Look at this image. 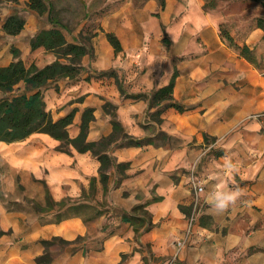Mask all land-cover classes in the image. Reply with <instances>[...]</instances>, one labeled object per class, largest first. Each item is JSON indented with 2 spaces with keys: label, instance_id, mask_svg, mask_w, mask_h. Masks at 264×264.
<instances>
[{
  "label": "crops",
  "instance_id": "1",
  "mask_svg": "<svg viewBox=\"0 0 264 264\" xmlns=\"http://www.w3.org/2000/svg\"><path fill=\"white\" fill-rule=\"evenodd\" d=\"M28 1L14 3L0 21V31L9 36L0 66L14 60L13 46L26 63L38 64L41 54H49L44 47L33 50L30 42L54 25L48 12L39 14ZM15 13L23 15L25 26L9 35L3 24ZM259 18L264 5L253 0L112 3L92 37V55L82 59L86 69L77 81L67 80V113L77 109L69 133L78 135L82 113L91 107L95 119L88 139L110 135L113 124L104 107L110 102L130 135L152 136L147 114L155 108L129 94L168 84L176 70L173 95L185 110L164 109L159 125L176 142L114 145L110 154L126 165H112L104 184L101 161L92 152L59 150L60 140L48 133L0 140V264H169L173 259L171 264H264V27ZM221 27L237 44L247 45L253 59L233 48ZM61 28L69 42L79 41L81 28L69 35ZM106 33L117 36L121 50ZM112 69L115 76L107 73ZM43 94L50 97L52 89L46 86ZM67 113L61 109L58 118ZM193 179L204 185L203 192L195 190ZM219 190L241 193L223 213L208 202ZM48 192L57 202L53 207L47 206ZM146 202L153 226L137 232L123 214ZM55 237L68 243L47 248L43 241ZM46 251L50 259L39 262Z\"/></svg>",
  "mask_w": 264,
  "mask_h": 264
},
{
  "label": "trees",
  "instance_id": "2",
  "mask_svg": "<svg viewBox=\"0 0 264 264\" xmlns=\"http://www.w3.org/2000/svg\"><path fill=\"white\" fill-rule=\"evenodd\" d=\"M0 1L14 2L16 0ZM260 1L264 3V0ZM160 4L164 6L165 0H160ZM27 5L39 14L48 12L50 21L54 25L50 29H42L31 38L32 49L44 47L47 51L55 53L57 58L51 63L39 67L35 62L27 64L22 59L20 49L12 47L14 60L7 66H0V92L3 93L0 97V140L13 142L22 140L34 132L48 133L60 140L59 150L71 153L72 148H75L80 152H92L101 161V181L106 184L109 176L108 170L112 165L116 167L126 165L117 163L115 158L110 154V150L114 145L158 144L152 140V136L137 138L130 135L118 119L115 105L110 102H106L104 107L111 115L113 131L110 135L104 136L99 140L88 139L90 123L95 119L94 108L87 107L83 111L80 132L74 137L70 135L69 127L74 122L77 109H72L65 116L58 119L53 117L52 113L47 109L43 89L50 81L80 78L86 69L82 64L83 57L92 55L93 53L92 40L91 43L80 39L77 43L69 42L61 28H65V26L53 18L51 14L52 5L46 0H29ZM258 24L264 27V18H259ZM24 26L25 19L15 13L6 18L3 29L9 35H17L23 30ZM220 31L221 36L233 48L245 57L253 59V52L247 45L241 46L237 44L226 29L221 27ZM95 35L96 33L93 36ZM106 35L117 51L122 49L121 43L115 34L106 33ZM61 58H66L68 61L63 62L60 60ZM107 73L116 75L114 69ZM177 74L178 71L175 70L168 84L152 92L129 94L133 98L148 100L149 108H155V110L149 111L147 114L150 124L159 122L158 119H161L162 112L168 107H175L179 111L185 110V107L176 101L173 95ZM20 83L25 84V93H15L17 88H20ZM29 90H33L34 92L28 95ZM155 199L157 198L155 197ZM56 204L57 202L53 200L48 192L47 206L53 207ZM147 205L148 202L140 203L130 212L123 214V220L133 224L137 232L143 226H145L146 230H149L153 226ZM182 209L189 213L187 208L182 207ZM56 242L68 243V241L58 237L43 241L47 248ZM49 259L50 254L48 251L37 258L39 262H46Z\"/></svg>",
  "mask_w": 264,
  "mask_h": 264
},
{
  "label": "rangeland",
  "instance_id": "3",
  "mask_svg": "<svg viewBox=\"0 0 264 264\" xmlns=\"http://www.w3.org/2000/svg\"><path fill=\"white\" fill-rule=\"evenodd\" d=\"M52 5V16L60 24L65 25L67 30L65 32L69 35L73 31H80L77 33L80 40L91 43L93 35L101 29L100 17L104 11L109 9L112 3L117 4L122 0H49ZM136 4L143 3L144 0H134ZM262 3L260 0H253ZM19 0L14 2L11 1H0V21L3 20L8 9L13 8L14 3H18ZM264 5V3H262ZM25 14V13H24ZM23 17V15H20ZM24 18V17H23ZM48 19V17H46ZM1 30V29H0ZM9 36L3 35L0 31V50L3 49L4 45H7V38ZM12 51V50H11ZM36 51L35 54H37ZM57 58V55L53 52L49 54L44 53L40 55L39 67L45 64L51 63ZM63 62H67L66 58L60 59ZM30 64V60L27 62ZM79 78L75 79H60L50 81L46 86L52 89V95L50 97L45 96L47 109L50 110L54 118H58V113L63 109L67 113V80L69 82H75ZM69 84V83H68ZM26 90L24 85L17 88L15 93H25ZM3 93L0 92V97ZM11 96V94H9ZM81 98H78L79 100ZM63 114V113H62ZM159 122H154L148 126V131L152 135V140L157 144L165 142H176L177 137L169 135L167 132L160 130V124L162 119H158ZM167 134V135H165ZM62 244L61 242H56Z\"/></svg>",
  "mask_w": 264,
  "mask_h": 264
},
{
  "label": "clouds",
  "instance_id": "4",
  "mask_svg": "<svg viewBox=\"0 0 264 264\" xmlns=\"http://www.w3.org/2000/svg\"><path fill=\"white\" fill-rule=\"evenodd\" d=\"M241 193L239 190L230 191V190H219L214 191L209 198L208 202L217 210L219 213L225 212L230 204H234L237 197Z\"/></svg>",
  "mask_w": 264,
  "mask_h": 264
},
{
  "label": "built area",
  "instance_id": "5",
  "mask_svg": "<svg viewBox=\"0 0 264 264\" xmlns=\"http://www.w3.org/2000/svg\"><path fill=\"white\" fill-rule=\"evenodd\" d=\"M192 185L194 186L195 190L199 193V192H203L204 191V185L202 183H198V181H196V179L192 180ZM193 220V218H192ZM181 244V243H180ZM174 259L171 260L169 262V264L173 263Z\"/></svg>",
  "mask_w": 264,
  "mask_h": 264
}]
</instances>
